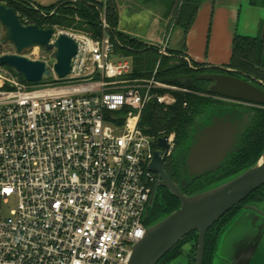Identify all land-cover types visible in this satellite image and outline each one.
Masks as SVG:
<instances>
[{"label": "built area", "instance_id": "1", "mask_svg": "<svg viewBox=\"0 0 264 264\" xmlns=\"http://www.w3.org/2000/svg\"><path fill=\"white\" fill-rule=\"evenodd\" d=\"M104 28L100 39L71 36L78 55L66 78L0 90V264H129L147 234L150 166L167 135L140 122L152 102L175 105L180 89L157 70L134 77Z\"/></svg>", "mask_w": 264, "mask_h": 264}, {"label": "water", "instance_id": "2", "mask_svg": "<svg viewBox=\"0 0 264 264\" xmlns=\"http://www.w3.org/2000/svg\"><path fill=\"white\" fill-rule=\"evenodd\" d=\"M0 24L5 32L4 41L13 45L17 52L14 55L0 56L1 65L14 69L29 84L42 83L50 79L53 72L60 79L70 75L74 59L78 55V45L72 37L60 34L54 40V29L24 25L17 12L4 5H0ZM35 48L53 52L55 64L52 68L45 61H34L22 56L23 52ZM1 50L0 46V53ZM214 68L231 72L223 67ZM199 80L213 83L210 89L213 97L236 100L256 107L264 106V91L248 81L220 73H205L199 76ZM236 134L234 127L223 120L201 130L196 135L186 160L190 177L201 178L220 168L235 148ZM158 146L160 149L155 153L150 166V170L158 175L150 209L154 205L159 188H166L178 199L180 208L149 225L145 238L134 247L129 264H159L184 238L194 232L198 233L196 264H204L209 230L264 186V153L253 166L238 175L187 196L165 170L170 152L168 136L159 138ZM250 209L260 216L247 213L238 218L231 229H242L251 222L250 229L253 231L250 234L246 232V235H239L241 233L237 232L238 237H247L250 240L244 241L247 247L239 249L238 255H232L230 241L216 264H248L258 251L264 250V213ZM247 218L251 221L246 220Z\"/></svg>", "mask_w": 264, "mask_h": 264}, {"label": "trees", "instance_id": "3", "mask_svg": "<svg viewBox=\"0 0 264 264\" xmlns=\"http://www.w3.org/2000/svg\"><path fill=\"white\" fill-rule=\"evenodd\" d=\"M204 0H184V13L188 14L186 30L192 24L197 11ZM107 2V1H106ZM97 3L83 0L77 2L59 3L53 7L43 8L35 5L29 0H0V4H5L17 12L20 20L29 18L30 25L38 26L40 29H52L55 26L62 28H72L75 24L73 19L67 15L60 16L56 12L53 16L44 17L43 13L49 10L57 9L59 11L62 5L79 10V18L86 21L89 27L87 32L92 33L94 38H101L103 35V23L100 13L106 7V21L109 27L108 32L114 38L119 36L116 42V52L125 57H130L134 61V77L150 78L153 75L155 66L159 63L157 80L175 86L179 91L173 92L177 102L175 105L165 107L158 103H150L143 111L140 129L148 136L160 137L174 134L175 152L182 151L190 144L191 135L196 129V125L208 110L217 107V102L210 93L211 82L199 80V76L205 73H222L220 69H210L203 64L192 61V65L183 57L165 56L159 53L158 48L140 45L136 39L126 40L122 33L117 31L119 25V15L116 7L111 0L108 3ZM251 4L264 9V0H251ZM182 8V9H183ZM73 20V21H70ZM24 24V23H23ZM47 24V27H43ZM84 26V25H83ZM82 30V26L78 27ZM136 44L140 48H135L129 44ZM241 58V59H240ZM240 59V60H239ZM174 64V65H171ZM0 67H8L0 64ZM228 68L237 69L245 72L257 79L264 81V38L236 36L234 40L233 54ZM161 69V70H160ZM249 73H248V72ZM22 83L34 86L38 84H29L22 75H18ZM40 84V83H39ZM255 115L251 125L245 132L242 142L234 155L229 157L225 164L215 173H211L203 178L192 180V184L182 186L185 176L182 169V162L179 158L169 159L165 165V170L170 178L182 189L184 194L191 196L210 186L218 184L228 178L234 177L253 166L264 153V109H255ZM188 182L191 180L188 179ZM264 199V186L249 196L239 206L227 213L218 221L208 232L206 238V250L204 264H210L212 252L217 240L226 225L233 221L244 203L252 200ZM154 217L149 221L152 224L159 219L168 216L180 208V201L176 199L169 191L163 190L157 195ZM197 232L191 233L184 238L172 251H170L159 264L167 262L176 256L177 250L190 240L192 235L196 236ZM198 239V233H197ZM196 250V248H195Z\"/></svg>", "mask_w": 264, "mask_h": 264}, {"label": "rangeland", "instance_id": "4", "mask_svg": "<svg viewBox=\"0 0 264 264\" xmlns=\"http://www.w3.org/2000/svg\"><path fill=\"white\" fill-rule=\"evenodd\" d=\"M106 4L108 3V0H106ZM183 1L184 0H111L112 4L116 7V11L119 15L120 18V13L122 16V26L127 28L130 32H135L138 34H141L143 32H146L148 30V25H144L143 21H146L145 23H151L152 26V31H157L158 30H163L165 29V35L162 37V39H159L160 43L166 46H169L170 49H176V50H181L182 49V39H183V33L184 30H186V25L188 22V14L184 13V8H183ZM74 3V2H73ZM4 5L5 4H0ZM71 5L64 6L62 5L57 11V9L49 10L43 13L44 17H49L53 16L56 12L60 13V16L62 15H67L69 19H73L75 24L72 26V28H62L55 26L52 29L55 30L56 32V37L59 34H66L68 36L72 35H86L89 36L93 39H100V38H94L92 33L87 32V29L89 27L85 24L86 21L81 20L79 18V10L73 9L70 7ZM107 7V6H106ZM106 7L101 11L100 17L101 21L103 23V29L104 24L107 25V29L109 30L107 21H106ZM183 8V9H182ZM19 16L22 17V15L19 14ZM63 17V16H62ZM134 18H138V20L135 22ZM147 18L146 20H143ZM24 25H30L32 21L29 18H22ZM70 20V21H73ZM84 25V26H83ZM47 24H43V27H47ZM82 26V30H79L78 27ZM107 30V31H108ZM117 31L119 33H122L125 37L126 40H131L136 39L139 41L137 38L132 37L131 34H128L124 31H121L119 29V25L117 27ZM103 31V35H104ZM109 33V32H108ZM110 34V33H109ZM102 35V37H103ZM262 36V33L260 34ZM5 37V32L0 24V46L2 47L0 56L2 55H14L16 54V48L8 44L4 41ZM119 38V36L117 35ZM114 38L115 42L120 43L118 38ZM182 38V39H181ZM163 40V41H162ZM140 45L147 46V47H157V43H145V42H137ZM135 48H140L136 44H129ZM159 50V53L165 56H174V57H184L180 53L174 52L167 47L164 46H158L157 47ZM164 48V49H163ZM23 57H26L28 59L34 60V61H45L51 68L55 64L54 60V54L53 52H47L45 49L38 48L37 50L32 49L28 50L22 53ZM119 56H122L119 54ZM125 57V56H122ZM132 59V58H131ZM241 59V58H240ZM239 59V60H240ZM133 61V59H132ZM134 63V61H133ZM190 65L192 63L188 62ZM174 65V64H171ZM135 67V66H134ZM159 63L155 66L153 73L157 70L159 71ZM135 69V68H134ZM232 69V68H231ZM161 70V69H160ZM237 70V69H235ZM238 71V70H237ZM246 72V71H245ZM244 72V73H245ZM248 72V71H247ZM249 73V72H248ZM247 74V73H246ZM19 73H17L14 69L10 67H0V90L2 91H11L14 89L13 84L8 82V80H17L22 83L20 80ZM212 86V84H211ZM211 89V88H210ZM175 96V95H174ZM218 104L222 103L220 101H216ZM169 136H173L174 141L176 140V136L174 134H171ZM237 220L234 221V224L230 227V229L221 237L220 239V245H218V253H217V259L216 261H219V258L223 256L224 250L227 247V244L233 240L236 236H238V228H235L233 231H231L232 227L235 225ZM238 230V231H237ZM232 233H231V232ZM229 234V235H228ZM230 236V237H229ZM190 247L195 249L197 248L198 245V239H197V233L196 236L192 235L190 237Z\"/></svg>", "mask_w": 264, "mask_h": 264}, {"label": "crops", "instance_id": "5", "mask_svg": "<svg viewBox=\"0 0 264 264\" xmlns=\"http://www.w3.org/2000/svg\"><path fill=\"white\" fill-rule=\"evenodd\" d=\"M43 8L53 7L59 3L83 0H29ZM105 3L106 0H88ZM135 22L138 18H134ZM147 18L143 19L146 20ZM148 25V30L141 34L130 32L122 26L120 13L119 29L145 43H157V47L169 46L161 44L159 39L165 35V29L155 32ZM264 26V9L251 4V0H204L196 13L188 30H184L182 49H170L180 53L185 60L214 67L227 68L230 64L234 40L236 36L256 38L262 33ZM163 41V40H162ZM164 49V48H163ZM215 69V68H214Z\"/></svg>", "mask_w": 264, "mask_h": 264}, {"label": "flooded vegetation", "instance_id": "6", "mask_svg": "<svg viewBox=\"0 0 264 264\" xmlns=\"http://www.w3.org/2000/svg\"><path fill=\"white\" fill-rule=\"evenodd\" d=\"M227 69L231 70V72H226V71L222 70V73H220V74H228V75H232L236 78L242 79L244 81H248V82L252 83L253 85L257 86L258 88H260L261 90L264 91V81L257 79L255 76H252L250 74H246V73L241 72V71H237L235 69H231L228 67H227ZM212 85H213V83H212ZM214 99H215V101H220L222 103H220V104L217 103L216 104V105H218L217 107L208 110L209 111L208 114L204 115V117L202 119H200V121H198V123L196 125V129H195L194 133L191 135V138H190L191 141H190L189 146H187L185 149H183L182 151H179V152H175L174 151L175 147H174L172 154L168 157V159L166 161V163H167L170 158L171 159L179 158L181 160L182 169H183V173L185 176V181L182 182V186L190 185V184H192V180L196 179L194 177H190L189 170L186 166V160H187L188 154L190 152V149L195 142L196 135L201 130L208 128V127H211L212 125H214L218 121H222V120L226 124H230L231 126L234 127V129L237 132L236 144H235V148H234L233 152L230 153L229 156L227 157V159H228L229 157L234 155L236 153V151L238 150L239 145L242 142V139L245 135V132L247 131V129L251 125L252 119H253L255 112H256L255 109H264V106L256 107V106H252V105H249L247 103L239 102L236 100H230V99L219 98V97H214ZM226 160H225V162H226ZM225 162L223 163V165L225 164ZM220 168H218L217 170H219ZM217 170H215L213 172H209V173L205 174L204 176H202L201 178H203V177H205L211 173H215ZM188 179H190L191 181L188 182L187 181ZM163 190H167V189L166 188H159L157 190V195L161 194ZM156 199H157V196H156ZM156 199H155L154 205L149 210L148 222L151 219H153V217H154V210H155V206L157 204ZM250 208L256 209V210L260 211V213H264V199L263 200H252V201H249V202L244 203L242 205L240 212L238 213L236 218L233 221H231L228 225H226L224 227V229L222 230L221 234L217 236V240H216V243L214 246V250L212 252V258H211L210 264H216V259L218 258L217 257L218 245L221 244L220 239L230 229V227L234 224L235 220H237L238 218H240L243 215H246L247 213L252 214L256 217L260 216L257 212L254 213V210H252ZM246 220L251 221L249 218H247ZM250 225H251V222L248 223L247 225H245V227H242V229H239L238 232L241 233L239 235H242V234L246 235V232H247V234H250L251 231H253V229H250L251 228ZM244 241L248 242L250 240L247 239V237H242V236H239V237L236 236L235 238H233V240L231 239L230 248H231L232 255H234V254L238 255L239 249L247 247V245H244L245 244ZM190 246H191L190 242L185 243L180 249L177 250L176 256L174 258H172L171 260L164 262L162 264H196L197 248L195 250V249L191 248ZM248 264H264V250L258 251L255 254L254 258L248 262Z\"/></svg>", "mask_w": 264, "mask_h": 264}, {"label": "bare ground", "instance_id": "7", "mask_svg": "<svg viewBox=\"0 0 264 264\" xmlns=\"http://www.w3.org/2000/svg\"><path fill=\"white\" fill-rule=\"evenodd\" d=\"M38 48H35V50H37Z\"/></svg>", "mask_w": 264, "mask_h": 264}]
</instances>
